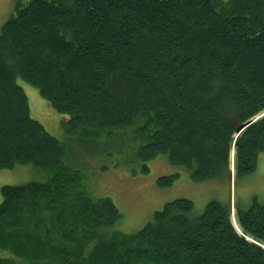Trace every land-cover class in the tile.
Masks as SVG:
<instances>
[{
    "label": "trees",
    "instance_id": "trees-1",
    "mask_svg": "<svg viewBox=\"0 0 264 264\" xmlns=\"http://www.w3.org/2000/svg\"><path fill=\"white\" fill-rule=\"evenodd\" d=\"M19 77L69 114V134L143 120L151 133L135 173L165 153L198 181L244 176L264 153V0H19L0 30V169L53 171L1 186L0 247L12 255L0 264H264L256 197L248 208L213 199L198 216L192 199L176 198L140 230L108 232L118 207L82 190Z\"/></svg>",
    "mask_w": 264,
    "mask_h": 264
},
{
    "label": "rangeland",
    "instance_id": "rangeland-1",
    "mask_svg": "<svg viewBox=\"0 0 264 264\" xmlns=\"http://www.w3.org/2000/svg\"><path fill=\"white\" fill-rule=\"evenodd\" d=\"M18 1L0 0V30L15 12ZM18 82L28 94L32 117L63 142L64 162L83 173L82 190L96 199L111 197L118 207L121 218L110 226L108 232H136L143 228L153 218L155 211L162 209L166 202L181 197L194 201L192 216L200 215L207 203L213 199L223 203H229L232 199V204L240 208H248L255 197L264 201V153L260 154L259 166L253 173L233 179L230 175H222L195 180L191 176L190 168L172 163L165 153L147 161L150 167L147 173H135L134 170H141L143 164L135 158V152L149 140L148 135L151 133L150 129L142 127L143 120L128 127L105 129L98 135L69 134L64 126L69 114L53 108L49 101L42 97L37 87L20 77ZM260 116L261 114L249 120L251 122L248 125ZM238 135L239 132H236V136ZM234 154L235 149L232 151V161ZM174 173L179 176L172 185L158 184L159 176ZM52 174V170L38 168L31 163L1 168L0 188L5 184L46 181ZM2 200L0 190V202ZM234 224L237 230L243 233L237 220H234ZM247 238L253 240L249 236ZM11 255L8 249L0 247V256Z\"/></svg>",
    "mask_w": 264,
    "mask_h": 264
},
{
    "label": "water",
    "instance_id": "water-1",
    "mask_svg": "<svg viewBox=\"0 0 264 264\" xmlns=\"http://www.w3.org/2000/svg\"><path fill=\"white\" fill-rule=\"evenodd\" d=\"M249 122H251V121H248V122H245V123H243V124H240L238 127H237V129H236V132L238 133H240V132H242L243 131V129L248 125V123ZM245 237H247L244 233H242Z\"/></svg>",
    "mask_w": 264,
    "mask_h": 264
}]
</instances>
